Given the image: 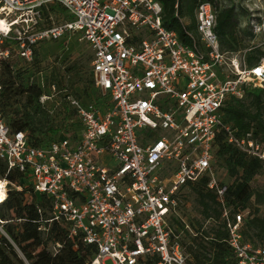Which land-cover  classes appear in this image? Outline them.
<instances>
[{"label":"built area","instance_id":"built-area-1","mask_svg":"<svg viewBox=\"0 0 264 264\" xmlns=\"http://www.w3.org/2000/svg\"><path fill=\"white\" fill-rule=\"evenodd\" d=\"M53 7L69 19L45 25ZM182 23L189 43L164 26L158 0H0V71L13 54L31 62L38 46L68 34L92 50L102 98L87 106L68 98L82 129L77 139L35 148L0 114V160L52 199L53 220L97 247L90 264H191L172 221L182 192L206 176L237 264H264V245L245 241L250 212L232 213L214 171L221 135L264 162V145L237 136L223 112L251 85L264 89V62L249 66L221 51L211 3L197 9L195 31Z\"/></svg>","mask_w":264,"mask_h":264},{"label":"trees","instance_id":"trees-1","mask_svg":"<svg viewBox=\"0 0 264 264\" xmlns=\"http://www.w3.org/2000/svg\"><path fill=\"white\" fill-rule=\"evenodd\" d=\"M158 1L163 6L164 26L175 31L186 43L189 41L185 38L182 19L188 20L191 23L188 29L195 31L197 9L203 3H211L217 11L215 31L221 51L232 55L245 49L239 40L240 25L236 20L235 8L218 9V0ZM57 11L64 13V9L53 7L51 11L45 12V18L49 19L51 13ZM244 60L249 66L261 64L264 62V51L257 46L250 47ZM41 72V58L37 49L31 62L13 54L3 62L0 71V114L12 133H26L29 144L35 148L68 138V134L60 133L47 116V105L51 99L45 104L41 103L42 97L51 98L40 83ZM90 80L95 85L93 74ZM54 86L55 91H66L62 79L54 77L49 87L53 89ZM69 97L84 106L99 103L102 98L99 93L92 102L83 103L78 96L63 95L65 104L70 108V111L66 109L70 118L73 116L77 119V110L68 100ZM223 112L224 123L231 126L237 136L252 134L255 140L264 145V89L249 92L248 88L243 99L229 98ZM42 118L46 119L45 123L41 121ZM78 124L71 139H77L81 133L79 119ZM214 157V168H223L233 180L230 185L221 183L222 187L227 186L224 196L226 206L233 214L247 210L250 212L245 219V241L256 246L264 245V214H261L264 189L254 187L255 179L264 173V162L231 145L225 135L218 138ZM3 181L8 182V193L5 201L0 203V264H90L93 261L98 252L97 247L87 244L82 234L72 235L70 223L53 220L52 199L36 193L23 173L9 171L7 164L0 160V182ZM209 183L210 178L206 176L190 185L188 190L196 195L205 220L212 221L214 225L209 231H201L202 226L198 223L201 227L199 236L187 234L190 244L183 246L191 264H237L221 219V200L216 191L208 188ZM176 223L178 218L173 219V227Z\"/></svg>","mask_w":264,"mask_h":264},{"label":"rangeland","instance_id":"rangeland-1","mask_svg":"<svg viewBox=\"0 0 264 264\" xmlns=\"http://www.w3.org/2000/svg\"><path fill=\"white\" fill-rule=\"evenodd\" d=\"M217 7L218 9L225 7L236 9V20L240 25L239 40L245 49L229 55L230 58L237 57L243 60L250 47L257 46L264 51V0H218ZM51 17L52 19H50ZM51 17L46 19L45 25L61 24L69 19L65 12L60 11L51 13ZM36 49L41 58L42 72L39 80L47 94L51 96L47 105V116L60 133L68 134V137H71L72 132L77 129L79 124L77 117L71 116L70 118L68 112L70 108L65 104L63 95L78 96L83 103H87L95 100L100 93L90 80L93 74L92 50L78 34H68L60 40L45 42ZM54 77L64 81L66 91L58 89L55 91L49 87ZM255 89L259 88L251 85L249 92ZM41 121L45 123L46 119L42 118ZM214 171L220 184L230 185L232 183L233 180L229 178L223 168L216 167ZM3 182L5 183V181ZM4 183L3 188L5 189ZM254 187L259 190L264 189V173L255 179ZM6 189L8 191V185ZM261 214H264V207H262ZM177 218L178 223L175 224V228L179 231L180 242L184 246L190 244L187 234L191 237H197L198 233L209 231L214 225L212 221L205 220L196 195L188 189L183 191L180 196ZM198 223L202 226L200 232L201 227ZM104 264H114V262L107 260Z\"/></svg>","mask_w":264,"mask_h":264},{"label":"bare ground","instance_id":"bare-ground-1","mask_svg":"<svg viewBox=\"0 0 264 264\" xmlns=\"http://www.w3.org/2000/svg\"><path fill=\"white\" fill-rule=\"evenodd\" d=\"M6 197H7V194H6L5 189L3 188V183L0 182V203L4 202Z\"/></svg>","mask_w":264,"mask_h":264}]
</instances>
